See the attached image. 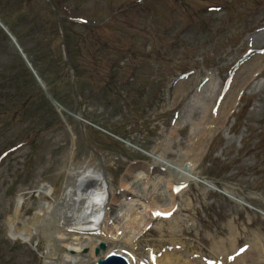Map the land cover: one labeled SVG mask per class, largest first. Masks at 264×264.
Instances as JSON below:
<instances>
[{
  "label": "rangeland",
  "instance_id": "obj_1",
  "mask_svg": "<svg viewBox=\"0 0 264 264\" xmlns=\"http://www.w3.org/2000/svg\"><path fill=\"white\" fill-rule=\"evenodd\" d=\"M51 1L63 17L104 23L88 41L86 28L63 20L64 57L47 0H0V20L32 69L42 56L39 76L58 105L32 73H20L28 67L0 30V264H43V237L33 228L28 240L12 238L7 216L21 196L20 214L30 216L43 186L57 197L69 159L77 168L102 160L117 187L130 158L150 163L166 145L168 161L189 138L195 147L203 130L188 174L195 181H185L175 207L151 222L135 250L154 248L159 258L174 246L196 264H221L211 241H226L222 249L234 231L233 261L250 238L264 240V0ZM130 3L135 9L116 13Z\"/></svg>",
  "mask_w": 264,
  "mask_h": 264
},
{
  "label": "bare ground",
  "instance_id": "obj_2",
  "mask_svg": "<svg viewBox=\"0 0 264 264\" xmlns=\"http://www.w3.org/2000/svg\"><path fill=\"white\" fill-rule=\"evenodd\" d=\"M249 66L253 69L251 63L248 64ZM243 85L244 82L241 86ZM232 90L233 88L228 93L229 97ZM197 102L199 101L197 100ZM175 130L177 127H173L170 133L173 134ZM205 133L206 130H203L199 134V140L195 147H187L191 138L185 144L180 145L174 152L176 156L179 155L178 157L174 155L175 157L167 161L166 152L163 154L165 145L162 151H156L159 155H156L152 162L127 166L118 177V193L113 191L110 178L104 173L102 161L98 166L84 169L83 167L73 168L68 163V171L58 196L53 197L52 201L46 200L42 192L50 195L53 190L51 187L43 186L37 194L38 201L32 214L25 219L22 218L24 214H20L21 204L24 205L25 198L20 197L14 206L13 213L7 216L9 235L12 238L28 240L31 229L34 228L35 234L39 233L38 235L43 237L45 248L42 256L43 264H92L96 255L94 249L96 247L99 249L101 244L106 246L98 251L101 255L110 250L119 253L127 252L124 254L130 264H140L142 261L140 255H149L151 258L155 251L154 248L144 251V246L143 250L139 252L134 249V245L151 222L159 219L158 215L155 216L152 213L156 211L162 214L164 211L173 209L175 194H182L186 191L187 183L185 181H195L188 174L194 170L199 154V152L197 154L195 152L202 147V135ZM170 146L173 147L172 144ZM188 151H193L191 158L188 157ZM164 161H167L168 164ZM150 165L154 167L150 168ZM185 165L186 169H184ZM160 167L165 171L162 172ZM89 177H93V181H89ZM174 180H177L178 183L173 191ZM197 180L204 181L202 177H198ZM203 183L208 182L204 181ZM180 210L181 208H177V213ZM177 216L174 215L172 223L177 219ZM96 230L98 232H95ZM182 231L180 230L176 235L180 237ZM98 233L99 235H96ZM233 235L234 231L228 239L230 242L226 245L221 244L222 249L219 248V245L226 241H220V243L211 241L212 252L217 255L215 259L219 263L243 264L242 262H245V258L248 257L252 260V264H264L262 252L264 240H255L254 238H250V249L245 253L241 251L238 257L233 256V261H231L228 251L232 249L231 253H233L237 244L236 235L234 237ZM254 244L258 247L253 246ZM86 248L89 249V252L84 255L82 251ZM161 252L159 250V253ZM39 254H42V250L39 251ZM190 254L187 251L184 252V249L179 250L173 246L171 251L163 249L159 258L156 256L154 258L153 255L154 259H148L143 264H152L154 260L155 264H171L172 256H176L179 259L177 262L180 261L182 264H196L194 259L196 255L190 256ZM219 254L221 255L219 256ZM200 260L201 264H206V260L201 258ZM208 263L209 261H207Z\"/></svg>",
  "mask_w": 264,
  "mask_h": 264
},
{
  "label": "water",
  "instance_id": "obj_3",
  "mask_svg": "<svg viewBox=\"0 0 264 264\" xmlns=\"http://www.w3.org/2000/svg\"><path fill=\"white\" fill-rule=\"evenodd\" d=\"M96 264H127L120 256L111 253L105 258H99Z\"/></svg>",
  "mask_w": 264,
  "mask_h": 264
},
{
  "label": "trees",
  "instance_id": "obj_4",
  "mask_svg": "<svg viewBox=\"0 0 264 264\" xmlns=\"http://www.w3.org/2000/svg\"><path fill=\"white\" fill-rule=\"evenodd\" d=\"M36 55L37 56L34 59H32L31 62L34 64L33 66L36 69V71H38V74L40 75L41 73L42 75L43 74L42 68H43L44 61L41 55L39 54H36ZM39 70H41L40 73H39Z\"/></svg>",
  "mask_w": 264,
  "mask_h": 264
},
{
  "label": "snow or ice",
  "instance_id": "obj_5",
  "mask_svg": "<svg viewBox=\"0 0 264 264\" xmlns=\"http://www.w3.org/2000/svg\"><path fill=\"white\" fill-rule=\"evenodd\" d=\"M178 190V189H177ZM158 215L160 214V213H157ZM163 215H167V213H165V214H163ZM241 251H243V249H241ZM230 259H231V257H230Z\"/></svg>",
  "mask_w": 264,
  "mask_h": 264
}]
</instances>
